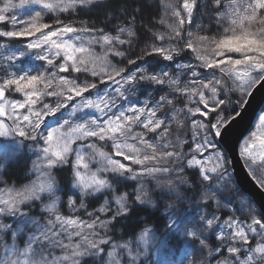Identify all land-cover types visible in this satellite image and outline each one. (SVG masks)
<instances>
[{"label":"snow or ice","instance_id":"obj_1","mask_svg":"<svg viewBox=\"0 0 264 264\" xmlns=\"http://www.w3.org/2000/svg\"><path fill=\"white\" fill-rule=\"evenodd\" d=\"M259 93L264 0H0V264H264Z\"/></svg>","mask_w":264,"mask_h":264},{"label":"water","instance_id":"obj_2","mask_svg":"<svg viewBox=\"0 0 264 264\" xmlns=\"http://www.w3.org/2000/svg\"><path fill=\"white\" fill-rule=\"evenodd\" d=\"M251 106L248 108L247 115L244 120L237 126L231 136L228 144L225 146L229 158L233 161L232 167L234 175L240 186L246 190L253 199L260 204H264V190L258 189L254 181L246 174V169L243 168V161L240 159L238 149L236 148L237 138L241 134H246L250 128L253 127L257 114L263 108L264 105V93L255 95V99L252 100Z\"/></svg>","mask_w":264,"mask_h":264},{"label":"trees","instance_id":"obj_3","mask_svg":"<svg viewBox=\"0 0 264 264\" xmlns=\"http://www.w3.org/2000/svg\"><path fill=\"white\" fill-rule=\"evenodd\" d=\"M14 178H18L20 176V171L16 170L13 173ZM149 216L148 213H140L139 217H133L126 225H125V229H124V234L128 235L130 234L135 228L136 226L139 224V221L142 219H146ZM157 221L154 220H150L149 223H152L160 228L163 227V221L158 219V218H153ZM182 257V252H177L176 255L173 257V259L179 260Z\"/></svg>","mask_w":264,"mask_h":264},{"label":"rangeland","instance_id":"obj_4","mask_svg":"<svg viewBox=\"0 0 264 264\" xmlns=\"http://www.w3.org/2000/svg\"><path fill=\"white\" fill-rule=\"evenodd\" d=\"M262 111H264V109H263ZM262 111H261V112H262ZM255 124H257V120H256V123H255ZM253 130H254V127H253ZM152 220L157 221V220H155V219H152Z\"/></svg>","mask_w":264,"mask_h":264}]
</instances>
